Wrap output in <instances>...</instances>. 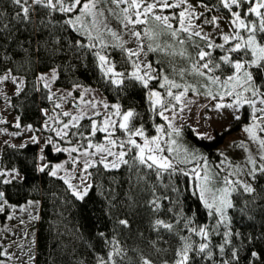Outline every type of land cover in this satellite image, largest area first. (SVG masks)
<instances>
[{
  "label": "trees",
  "instance_id": "16d2710c",
  "mask_svg": "<svg viewBox=\"0 0 264 264\" xmlns=\"http://www.w3.org/2000/svg\"><path fill=\"white\" fill-rule=\"evenodd\" d=\"M194 1L203 8L201 13L204 15L200 16V13L198 21L205 28L215 26L204 24L205 18L211 19L216 16L218 20L225 21L232 18L230 12L220 4V0ZM169 2L172 3L171 0ZM182 6L165 9V15L172 18L170 22L174 27H178L175 17L182 11ZM104 7L105 9L115 8V5ZM0 10L5 13L0 21V27L2 24L8 25L7 29L0 32V74L11 69L13 74L25 79L21 91L12 97L13 108L19 117L21 127L29 126L35 132H39L43 126V111L53 110V102L48 98L49 89L37 81L40 72L53 67H58V78L55 81L57 86L64 88L74 85L94 86L109 102L119 104L123 110L135 109L139 114L135 123L137 126L142 124L145 134L149 137L158 134L157 125L165 127L164 138L170 139L175 135L173 134L172 137L167 135L170 129L157 115L159 106H156L154 110L148 98L149 91L155 90L159 91L166 101L171 100L166 95V88L160 87L163 83V75H169L170 79H175L181 84L194 85L199 91L189 90L187 94H196L205 99L213 98L202 93L210 90L215 95L218 90L223 91L220 85L211 84L206 77L189 74V72H185L182 79L178 70L190 69L193 60L198 59L196 49L189 46V43L180 45L174 38L167 35H161L152 40L144 37L143 29L151 27V19L147 25L135 26L137 30H141L142 42L145 46L143 53L152 65V76L159 77L149 80L148 87L145 88L141 81L131 78V73L136 70L133 66L134 62L138 63L139 59L137 56L128 57L125 51L129 48L123 37L124 30H119L118 27L122 20L121 14L117 17L105 12L108 26L117 32L120 39L113 38L106 30L101 29L107 47H103L97 41L95 49L73 50L72 42L79 39L87 44L88 40L80 33L65 27L63 23L65 17L62 14H54L53 17L33 16L32 23L26 24L13 19L16 8L9 0H0ZM239 10L233 8V11ZM116 11L119 13V9ZM249 19L257 18L250 15ZM41 20L44 23H41ZM49 20L52 23H49ZM95 34L93 31V35ZM55 38L61 39L59 46L55 44ZM219 39L220 36L215 38V40ZM193 41L198 42L202 48L207 43L199 37H193ZM166 43L171 44L172 47H165ZM121 44L123 47H120ZM148 44H152L153 47L160 44L164 50L147 51ZM57 47L62 51L54 53L52 50ZM185 49L188 55L180 56L179 52ZM205 50L211 51L213 58L217 61L224 54L218 48H205ZM95 52L106 55L117 72L125 73L128 78L124 79L123 84H113L112 78L100 70V62ZM174 68L177 71H173ZM230 73L231 69L222 64L215 75H220L223 80ZM208 75L211 76L212 73ZM259 82L264 84V74L261 75ZM201 85H207V87H201ZM182 90L173 89L172 91L175 93ZM226 98L231 103L235 100V96H226ZM256 99L259 100V98ZM171 103L176 104L175 101ZM256 106L261 107L258 102ZM235 107L240 111V119H234L229 131L217 134L212 139L198 138L188 125L180 130V136H176L182 143L179 154L165 151L170 159L175 157L173 163L177 171L172 175L164 172L158 177L154 170L143 166L139 170H129L128 166L123 165L119 169H105L97 162L90 168L92 187L89 188L88 195L83 201L72 195L71 189L64 183L65 179H61L59 175L52 177L47 174V170L45 173L36 170L39 164L38 143L29 141L23 147L5 144L0 154V168L15 167L24 177L23 180L17 179L11 185L2 186L6 191L9 205L25 207L30 205L28 201L39 202L36 216L38 219H35L32 225L35 229L33 249L26 250L29 255L33 253L30 256L32 257L30 264H98L101 259L108 261L110 252L113 253L116 264H139L141 252L150 256L155 264H162L165 260L171 264V261L176 259V250L182 243L179 235L191 237L194 246L204 242L210 244L212 255L209 256L207 250L195 256L190 253L192 257L190 264H220L221 260L230 259L233 248L239 249V264H250V261L252 264H264V173L257 171L254 178L251 175L254 167L252 164L250 180L241 181V176L236 177L232 170L227 169L234 164V159L231 157L228 159L227 149L220 150L226 141L227 134L238 131L252 122V108L249 105ZM178 108L179 104H176L175 109ZM92 120V117H85L76 127H70V134L81 138L83 147H86L89 139L96 143L100 142L104 135L102 132H97L95 136L90 135ZM117 130L116 136L119 135L121 139L126 137L123 131ZM239 143L241 144V141L236 140L233 145L236 144L239 147ZM167 147L165 144L164 148ZM185 147L190 150L187 157L183 151ZM242 147H245L244 143ZM44 152L50 166L66 157L64 151L56 152L50 144L46 146ZM259 156H253L256 168L264 164V160H261ZM185 158L188 162H178ZM205 175L208 177L207 181L203 179ZM226 181L232 183L228 184ZM248 183L255 188V192L251 194L244 192L243 185ZM201 185L213 190L223 188L229 190V199L233 203V208L227 210L228 220L219 226L216 224L218 217L209 215L210 210L205 207L201 199ZM206 195L210 199L211 194L206 193ZM157 197H159L157 201L159 209L154 210V206L149 202ZM9 209L10 207L6 206L5 211L0 212V223L4 226L8 220ZM121 219L127 220L128 225L119 224ZM157 219L173 223L174 231L169 232L162 227L159 229L154 227ZM199 227L212 230L209 241L190 231L191 228ZM225 232H231L233 235L229 237L231 243L225 246V252L222 254L219 246L224 244ZM115 241L119 244L117 245ZM153 241L156 242L155 248L152 246ZM3 244L0 242V253H4L0 255V262L9 258L4 252ZM115 247L123 250L121 256L115 255ZM23 248L26 247L23 246ZM156 248L161 251H156ZM252 251L258 252L261 259L252 258L250 255ZM27 262L28 259H25L23 263L27 264Z\"/></svg>",
  "mask_w": 264,
  "mask_h": 264
},
{
  "label": "snow or ice",
  "instance_id": "6c2138e0",
  "mask_svg": "<svg viewBox=\"0 0 264 264\" xmlns=\"http://www.w3.org/2000/svg\"><path fill=\"white\" fill-rule=\"evenodd\" d=\"M9 2L15 6L16 11L13 15V19L20 23L30 24L33 21V16H46L53 17L54 14H62L64 18V25L67 28H71L77 33H80L82 36L87 37L88 43L85 44L81 40L77 39L72 42L71 47L73 50L79 49H95L96 42L103 47L108 45L103 39V33L101 29L106 30L113 38L120 39L117 32L111 29L106 20L107 17L105 12L108 14L119 17V14L123 15V19L120 21L124 28L128 29L131 36L135 37L141 43L139 44V50L134 51L132 49H126L125 51L128 54V57L137 56L144 52L145 46L142 42L143 37L141 35V30H136V25H147L152 21L151 27H146L143 29V36L147 37L149 40L160 37L161 35H167L171 38H174L176 42L180 45H185L189 43V46L196 49V57L191 63L190 69L181 68L178 70V74L183 79L185 72L189 74H194L200 77H206L211 84L220 85L223 91H217L215 95L209 90L203 95L212 96L213 99H216V96H219V100L223 101L225 96L232 97L235 96V100L232 103H222L217 102L215 104L216 109L223 108H233L234 106L247 104L252 108L251 114V123L244 127V131L248 134L249 139L259 144L261 150H264V137L258 135L259 133H264V84L259 82L260 77L264 74V0H220L224 9H227L231 14L230 32L222 33L223 44H215L210 40L208 34L202 35V27L193 23V17L195 19H200V16L204 14L201 13L200 16H196L194 9L191 4L188 3V0H178V3H170L169 0H153V2L148 3L147 0H9ZM105 5H115V8L107 7ZM121 5L125 7L121 8ZM181 5H186L182 11L179 12L178 16L175 17L178 23V27L170 22L172 19L168 15L154 14V10L158 7L161 9L166 8H176ZM205 8L208 9V6L205 5ZM233 8L240 9L239 11H233ZM119 9V13H117ZM210 10V9H209ZM151 14V15H150ZM5 13L0 10V21H2ZM255 16L257 19H249V16ZM133 17H135L133 19ZM143 17V18H142ZM103 18V19H101ZM218 17L213 16L211 19L205 18L203 20L204 24H213L217 28L219 25L216 23ZM44 23L43 20L40 21ZM49 23H52L49 20ZM132 26L129 28V26ZM7 24H2L0 27V32L4 29H7ZM95 31V35H93ZM185 34V35H181ZM193 37H199L201 40L206 41L205 47H201L198 42L193 41ZM55 44L59 46L61 44L60 38H55ZM229 45V47H225ZM123 47V44L120 45ZM165 47H172L171 44H165ZM207 49L218 48L224 52L223 55L219 57L217 61L213 58L211 51H206ZM161 48L160 44H157L155 47L152 44L147 45V51H156ZM54 53L62 51L61 48L57 47L52 50ZM175 54V53H173ZM95 55L99 59V68L106 75L110 76L111 82L113 84L121 85L124 83L126 77L125 73L117 72L113 64H111L106 55L101 54L100 52H95ZM180 56L188 55L186 49L179 52ZM191 59V57H189ZM203 61V63H201ZM223 65L228 66L231 69V73L227 75L223 80L220 75H215L217 70H220ZM136 69L131 73V78H134L137 81H141L145 88L148 87L149 80L158 79L159 77H153L149 72H145L143 75H140L141 65L135 63L133 65ZM145 67L152 69V65L145 64ZM207 70V71H204ZM173 71H177L175 68ZM212 73L211 76L208 74ZM147 77V79H145ZM58 78V67H53L49 73L41 74L38 76V80L43 82V87L48 88L49 91L51 83L55 82ZM11 80L14 84L17 82V77L12 75V70L8 69L3 75H0V83ZM20 83H23L22 78ZM75 88L81 87L80 85H74ZM161 88H166V95L170 97L171 100L166 101L162 94L159 91L151 90L148 93V98L153 105L155 110L156 106H159L160 110L157 112L164 121L167 122V127L170 131L167 132L169 137H172L173 134L180 136V128L174 126L173 121L175 120V114L170 118L165 115V112L172 110L174 112L176 104L181 105L180 111L184 109V98L187 96L189 90L193 92H198L199 90L192 84L188 83H178L175 79H170L169 75H163V83L160 84ZM201 87H207V85H201ZM173 89H183L182 91L173 92ZM17 91H20V86H17ZM87 91V89L85 90ZM249 93L250 95H245ZM72 92L69 91L67 96H71ZM55 96V93H52L48 98L51 100ZM256 98H259L257 101ZM60 100H65L66 96L61 95L58 97ZM82 99V98H81ZM171 101H175L176 104H172ZM192 101H188L191 103ZM257 102L261 107H257ZM90 103L91 108L95 109L96 104ZM104 108L107 109L109 105L105 103ZM170 106V107H169ZM56 108L62 107L61 103L55 104ZM115 111L107 115L102 122L98 125L96 120L91 121V133L90 135L95 136L97 132L106 133L105 139L107 141V146L101 144L93 145L91 141L87 144V149L94 148V152H89L85 149L83 155L85 157L96 156L100 154L98 161L86 159L83 163V170L87 171L88 168L94 167L96 163L102 164L105 169H119L122 165L128 166L129 170H139L141 166L149 170H154L156 175L159 177L164 172H169V175L174 174L177 169L173 164L172 159L169 156L164 155L163 153L167 151L168 153H177L179 154L180 148L177 146L176 139H169L165 141L168 144V147L165 149L161 146V140L165 135V127L163 125H157L156 131L159 135L147 136L145 134L144 126L141 124L137 126L135 121L137 120L139 114L135 109H126L121 110V106L118 104H113L111 106ZM259 114V115H258ZM63 116H70L71 119L68 123L63 124V128L57 131V135L66 136L67 133L64 129L69 128V124H72L73 127L78 125V122L84 118L85 113L81 112L78 115H72L68 111L62 113ZM93 115H99V112H94ZM112 116L119 117V122L112 119ZM239 120L240 117L237 115L234 117ZM19 127V124L16 125ZM117 128L126 136V139H120L119 137L113 138L115 136ZM229 128H225L224 131H229ZM193 132L198 136V138L207 137L206 133H199L195 129ZM83 135V133H80ZM136 137H139L143 143L138 142ZM211 138V137H207ZM33 142L39 143L36 137H32ZM47 144L52 143L51 137L46 141ZM24 145H21L23 147ZM119 147V151H114L113 149ZM175 146V147H174ZM243 146V142L241 145ZM15 147V146H13ZM54 150L56 152L60 151H77V148L73 147L71 149H61L60 147L54 145ZM41 153L44 149L41 148ZM184 153L189 154V149L187 147L183 148ZM108 157L113 159L109 160ZM127 157V158H126ZM43 155L39 156L40 161H45ZM261 160H264V155L260 157ZM75 162V161H74ZM179 163H186L187 158L184 160L178 161ZM249 162L254 165L251 175L255 178V173L257 171L264 173V164L260 165L259 168H256V161L249 157ZM63 168L62 164L51 165L47 162L40 163L36 166V170L40 173H45L56 177L58 172ZM182 171V170H180ZM195 172V169L193 170ZM91 175V173H89ZM17 179L23 180L24 177L20 175V172L15 167L12 169L0 168V212H4L6 206H9V200L7 199L6 191L3 190L2 186L11 185ZM61 179H64L61 177ZM205 181L208 180L207 175L203 177ZM64 183L72 191V195L77 199L83 201L88 195L89 188L92 187L90 184H86L83 188H78L73 186L70 182V179H65ZM226 183L231 184V181H226ZM244 192L249 194L255 192L249 184L243 185ZM210 193V199L206 195ZM219 193V194H217ZM201 199L204 202L206 208H208L209 215L218 217L216 220L217 226L219 224L228 220L227 210L233 208V203L229 199V190L228 188L216 189L206 187L204 185L200 186ZM159 197L150 201L149 203L154 206V210L159 209V204L157 203ZM38 201H28L30 205L38 204ZM26 210V209H24ZM11 218V217H9ZM33 219H38V217H33ZM179 223V221H177ZM119 224L127 226L128 221L125 219L119 220ZM157 229L163 228L169 232L174 231V224L170 222H165L162 219H157L155 225ZM187 227V225H185ZM191 232L195 235L203 237L205 241H209L210 233L212 230L206 227L191 228ZM178 234V233H177ZM103 235V233H101ZM233 235L231 232H225V241L224 244L219 246L220 252L223 254L225 252V246L231 243L229 237ZM238 235V234H237ZM179 239L182 242L181 246L176 250V259L171 261V264H190L192 257L190 253L195 256L200 253H205L209 256L212 255L210 251L209 242L199 243L198 246H194V243L191 240V237L179 235ZM118 245L119 242L115 241ZM156 242H152V246L155 248ZM122 249L120 247H115L114 252L116 256H121ZM156 251H161V249L156 248ZM4 255V253H0ZM251 257L255 260L261 259L260 254L256 251L250 253ZM239 249L233 248L231 251L230 259H223L220 261V264H239ZM116 264L113 260V253L108 254V261L100 260L98 264ZM2 264V262H0ZM139 264H155V261L150 258V256L139 254ZM162 264H170L169 261L165 260ZM250 264L252 262L250 261Z\"/></svg>",
  "mask_w": 264,
  "mask_h": 264
},
{
  "label": "rangeland",
  "instance_id": "374dc122",
  "mask_svg": "<svg viewBox=\"0 0 264 264\" xmlns=\"http://www.w3.org/2000/svg\"><path fill=\"white\" fill-rule=\"evenodd\" d=\"M147 2L151 3L153 2V0H147ZM171 2L175 3L178 2V0H171ZM188 3L192 5L195 15L199 16L203 8L194 0H188ZM123 7H125V5H121V8ZM184 7H186V5L182 6V10L184 9ZM154 14L165 15V9H161L158 7L154 10ZM120 16L123 19V15L121 14ZM134 18L135 17H133V19ZM229 21L220 19L217 22L219 28H217L216 26L212 28H205L200 24L198 19H195V17H193V23L202 27V35L208 34L210 40L215 43L224 42L221 36L222 33L230 32L231 26L229 24ZM118 27L119 30H124L123 37L126 41V44L128 45V48L134 51H138L139 44L141 42L138 41L135 37L131 36L129 30L124 28L121 23ZM131 27L132 26L130 25L129 28ZM217 36H220L219 40H215ZM138 59V63L141 65L139 74L143 75L145 72H149L150 75H152L153 68L150 70L145 67V64H149V61L147 60L143 52H141ZM50 70L51 69L40 72L38 76H40L41 74L49 73ZM3 74L4 73L0 75ZM12 75L17 77V82L15 84L11 80H7L0 83V154L2 147L5 144L24 145L29 141H33L32 137H36L39 141L38 144L40 147L39 156L43 155L45 157L44 151L46 146L49 145L46 143V141L51 137L52 143L50 145L52 146L53 150L54 145L60 147L61 149H71L73 147L77 148V151L75 152L64 151L66 153V157L61 161L55 162L53 164L63 165V168L58 172L57 175L63 177L64 179H70L71 184L78 188H83L86 184H90V168H88L87 171H84L83 163L86 159L98 161L100 154H96V156L89 157H85L83 155L85 149H87V145L86 147H83L81 138L73 137L70 134V127H72V124H69V128L64 129V131L67 133L66 136H63V138H61V136L57 135V131L63 128V124L68 123L71 119L70 116H63L62 113L64 111H68L72 115H78L83 112L85 113L84 118L92 117L93 120H96L97 124L99 125L107 115L115 111V109L111 106L117 103L109 102L107 98L103 95V93L97 87L94 86L85 87L80 85L81 87L79 88H75L74 86L70 88H64L57 86L55 82H53L50 85L51 91H49V96L52 93H55V96L51 99L53 102V110L43 111V126L39 132H35L29 126H20L19 117L17 116L13 108L12 97L15 94L19 93L17 91L18 85L20 86L21 91L24 86L25 79L13 73ZM21 78L23 80L22 84L20 83ZM145 79H147V77H145ZM37 81L40 85H43V82L39 81L38 79ZM86 89L87 91H85ZM69 91L72 92L71 96H67V93ZM62 94L66 96L65 100L58 99V97H60ZM189 100L192 102L188 103ZM89 102L95 103L96 108H91ZM217 102H222L225 104L231 103L227 100L226 96L223 101H220L219 98L205 99L196 94H187V96L184 98L185 106L182 112L180 111L181 105H179V108L175 109L174 112L170 110L165 112V115L171 118L175 114L176 118L173 123L174 126L180 128V130L188 125L192 129H195L197 132L206 133L207 137H211H205V139H212L217 134L223 133L225 128H231L233 124L232 122L235 119L234 117L240 115V111L235 106L233 108L216 109L215 104ZM56 103H61L62 107L56 108ZM105 103L109 105L107 109H105L103 106ZM121 110L123 111L122 108ZM94 112H99V115H93ZM112 119L116 120L117 123L119 122V117L112 116ZM80 121L78 122V124L80 123ZM165 123L167 125L166 121ZM17 124H19V127L16 126ZM243 129L244 128H241L238 131H234L232 133L227 134V136L225 137L226 141L220 147V150L227 149L226 155L228 159H230V157L234 159V164H232L231 167L228 166L227 169L232 170L236 177L241 176V181H249L251 178L250 173L252 170V163L249 162V157L253 159L254 155L262 156L264 154V150L260 149L259 144L257 142H254L249 139L248 134ZM117 131L118 130H116V132ZM116 135L117 133H115V136L113 138L119 137V135ZM258 135L264 137V133L258 132ZM105 136L106 133H104L100 142L96 143L91 141L90 139L88 140V142L91 141L93 145L101 144L107 146ZM122 139H126V137H122ZM136 139L138 140V142L143 143V141L139 137H136ZM170 139H176L177 146L181 148L182 143L180 139L176 137V135H174ZM168 140V138H164L163 136L161 140V146L165 147V141ZM236 140L243 142L245 147L243 148L242 146H240V143L239 147L236 144L233 145V142ZM166 145L168 146V144ZM41 148L44 149L43 153H41L40 151ZM87 150L89 152L95 151L94 148ZM113 150L119 151L120 149L117 146ZM163 154L166 155L165 152ZM254 158H256V156ZM108 159L111 160L113 158L108 157ZM43 162H47V160L45 159V161ZM43 162L39 160V164ZM9 207L10 209L8 210L9 214L6 226L0 223V242L4 243V252L9 256L8 260L3 261L2 264H24L23 262L25 259H28L27 264H30L32 260V257L30 256H32L33 253L29 255V252L26 250L33 249V242L35 239V229L32 227L35 221L33 217H36L38 215L39 204L27 205L25 206L26 208L13 207L11 205H9ZM21 244H23V246L26 248H23Z\"/></svg>",
  "mask_w": 264,
  "mask_h": 264
}]
</instances>
